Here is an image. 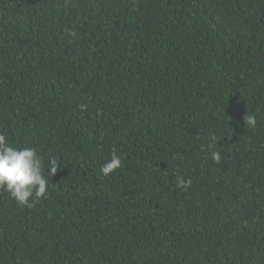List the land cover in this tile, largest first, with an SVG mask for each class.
Segmentation results:
<instances>
[{"label": "trees", "instance_id": "16d2710c", "mask_svg": "<svg viewBox=\"0 0 264 264\" xmlns=\"http://www.w3.org/2000/svg\"><path fill=\"white\" fill-rule=\"evenodd\" d=\"M0 264H264V0H0Z\"/></svg>", "mask_w": 264, "mask_h": 264}]
</instances>
